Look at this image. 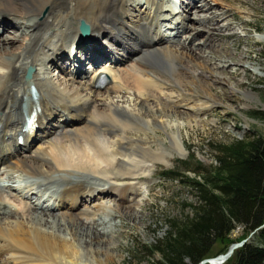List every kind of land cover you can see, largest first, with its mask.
Instances as JSON below:
<instances>
[{
  "label": "bare ground",
  "instance_id": "obj_1",
  "mask_svg": "<svg viewBox=\"0 0 264 264\" xmlns=\"http://www.w3.org/2000/svg\"><path fill=\"white\" fill-rule=\"evenodd\" d=\"M198 1L0 0V264H87L84 248L98 254L113 244L112 221L98 214L112 208L110 202L115 206L110 216L142 221L134 205L143 206L153 185L143 190L140 169L179 146L171 140L168 148L157 134L159 128L167 130L158 117L184 118L193 112L204 118L221 103L214 84L225 80L207 65L215 57L221 73L234 79L241 73L248 76L246 67L234 72L226 68L246 57L244 51L233 54V43L225 55L216 53L221 41L237 36L231 10L213 8L206 0L198 7ZM187 10L188 19L183 14ZM83 21L92 28L87 38L81 37ZM168 21L170 34L165 35ZM184 31L188 37L182 46L170 45L183 40ZM189 36H203L206 49L198 44L195 52L196 43L186 44ZM130 55L132 63L116 71L115 65ZM85 61L96 69L89 81H79V89L71 91L87 74ZM101 63L107 64L95 67ZM52 64L68 74L64 88L46 75ZM104 72L111 75H104L111 86L97 92L93 83ZM85 89L92 98L81 97ZM129 92L138 106L154 98L158 108L130 111L114 100ZM104 94L109 102L97 99ZM244 95L255 96L252 90ZM76 122L84 125L77 128ZM144 127L157 130L149 136ZM45 136L46 146L31 151L32 141ZM181 142L185 146L183 138ZM103 197L109 205L96 203ZM18 214V220L7 218Z\"/></svg>",
  "mask_w": 264,
  "mask_h": 264
},
{
  "label": "rangeland",
  "instance_id": "obj_2",
  "mask_svg": "<svg viewBox=\"0 0 264 264\" xmlns=\"http://www.w3.org/2000/svg\"><path fill=\"white\" fill-rule=\"evenodd\" d=\"M206 1L209 4H212L213 8H222V6H224L231 10V13L236 19L233 29L238 32L237 36L229 43L221 41L216 49V53L220 52L217 55H223L225 48H230V44L233 43L235 45V48L232 49L233 54L236 55L239 52L244 51L246 57L240 59L237 64L232 61L228 62L226 68L229 69L230 72H234L237 68L244 69V67H246L248 69V76H245V73H241L239 77L240 79H234L228 73H221L222 65H217L219 61L217 57H215L212 61L207 62V65L212 68L218 76L223 78L225 83L214 84V93L220 97L221 103L216 105L211 113L204 118H200L190 111L189 115L184 118H163L159 116V121L165 124L168 132L161 128H159L158 131L156 128H153V130L144 127V132H148L149 136H153L152 134L157 130V134L165 138V145L168 148L171 146V140H174L179 146L176 151H171L170 154L166 153L163 156V159L157 162V164L149 162L146 167L142 166L140 169V173L144 178V183L142 184L143 190L146 189L147 186L153 185L148 194V199L144 200L143 206L134 205V209L137 212L141 210L138 214L143 217L141 219L142 221H132L126 218L116 219L115 217L110 216L115 209L113 202L109 203L112 208H104L98 212L103 218L106 217L107 221H112L111 223L113 225L110 232H112L111 243L113 244L108 251H99L98 254L83 247L85 250L83 251L85 253L83 257L87 264H150L151 257L146 254H141V260H137L136 252L138 248L144 244L152 245L165 239L171 230L169 219L184 220L187 216L191 217L195 210L193 207L199 202L195 189L191 188L186 183H183L181 180L166 177L164 171L181 165L182 161L190 159L191 156H195L207 166L211 164L216 165V145L230 143L239 139H246L254 133H260L264 137V119L253 113L254 111L264 110V40H259V37L264 36V0H225L223 2H221L222 0H219L218 2H214L213 0ZM206 1L199 0L197 6L201 7ZM200 13L206 12L203 11ZM183 14L186 16V19H188V16L190 15L189 11H183ZM230 19L231 16H229L228 19L223 20L227 22V20ZM194 23L190 22V24H192L191 26L203 27L205 25L199 26L198 23L195 25ZM206 26H208L207 23ZM165 29L166 28H164L163 33H166ZM8 35H11L9 34V31L6 33V36ZM182 35L183 40L180 42L173 41L170 45L178 46V48L181 47L182 43L186 40V37H188L186 36L187 34L185 31ZM190 38L191 36H189V40ZM202 38L203 36H199L196 40H193L192 38L190 41L188 40L189 42L187 41L186 44L192 46L196 43L193 49L195 52H198V44L203 49H206L207 47L204 41L200 42ZM229 52H231V50ZM206 55L207 53L204 54V56ZM133 59L134 57L130 55L124 61H120L119 64L115 65V70L123 71L122 69L127 67L130 62L132 63ZM101 64L96 66H103L107 63ZM188 67L192 68L191 66ZM40 68L41 66H38L37 69L40 70ZM41 71L44 72L43 68ZM46 75L49 78H52L53 82L59 87L61 85V88L65 87L63 84L66 83L68 74L60 71L56 64H52L48 67ZM89 75L90 74L88 73L87 77L86 75L80 77L81 79H78V81L75 82L71 91L79 89L81 86L79 81H89ZM6 78H8V75H6ZM236 81L240 82V84H237L238 82ZM94 85L93 88H100L99 86H96V82ZM233 89H236L237 92H233ZM250 90L254 92L255 96L246 97L244 93H247ZM68 92H70V89H68ZM92 95L93 94L90 93L89 90L85 89L83 90L81 97L90 99L92 98ZM173 96L176 98L177 94L173 92ZM107 97L108 96L104 94L97 96V99L103 102L104 100L109 102L111 98ZM114 100L120 101L121 104L130 111L138 112L144 111L145 109L155 111L158 108L154 98L144 100V104L138 106L134 93L131 94L130 92L129 94H125L124 99L114 97ZM178 109L185 110L186 108L178 107ZM149 119L150 118H146V120ZM81 124L82 123L76 122L75 127L78 128L84 125ZM171 128H173V134L171 133ZM40 138L41 139L38 138V140L32 144L31 151L46 146L45 142L48 137L45 136ZM182 138L185 146L182 145ZM184 171L192 177L195 175L193 172L186 171L185 168ZM10 172L12 173L9 174H15L14 171ZM2 174V170H0L1 177ZM108 202L109 198L107 197L96 200L97 204H108ZM91 206L94 207L95 204H91ZM62 209L64 210V208L60 207H54V209L51 207L49 210L62 212ZM53 214H56V212ZM18 215L19 216L8 215L7 218L9 221H15L21 216L20 214ZM79 216L80 218H85L84 215ZM241 233L242 228L239 227L231 234V237L237 238ZM119 234L120 236L117 238ZM222 248V244L217 245L215 247V252ZM108 255H111L112 258L108 259ZM157 258H160L158 254L155 256V259Z\"/></svg>",
  "mask_w": 264,
  "mask_h": 264
},
{
  "label": "trees",
  "instance_id": "obj_3",
  "mask_svg": "<svg viewBox=\"0 0 264 264\" xmlns=\"http://www.w3.org/2000/svg\"><path fill=\"white\" fill-rule=\"evenodd\" d=\"M253 113L264 119V110ZM216 147V165L207 166L191 156L164 171L166 177L195 189L199 202L191 217L169 219L171 230L165 239L140 246L138 261L146 254L150 264H200L226 253L232 243L255 231L223 264H264V137L254 133ZM239 227L241 235L232 238ZM219 244L223 248L215 252ZM157 254L160 258L155 259Z\"/></svg>",
  "mask_w": 264,
  "mask_h": 264
},
{
  "label": "water",
  "instance_id": "obj_4",
  "mask_svg": "<svg viewBox=\"0 0 264 264\" xmlns=\"http://www.w3.org/2000/svg\"><path fill=\"white\" fill-rule=\"evenodd\" d=\"M80 32L83 36H88L90 35L91 33V26L86 23L85 21H83L81 24H80ZM31 71L30 69L28 70V76H31ZM255 233V231L253 233L250 234V236L248 238H250L251 236H253V234ZM248 238L246 239H243L242 241L240 242H236V243H233L231 244V246L229 247L228 251L226 253H223V254H220L216 257H213V258H207V259H204L200 262V264H221L223 263L224 261H226L229 257L232 256V254L234 253V251L239 248L240 246H242L245 242L248 241Z\"/></svg>",
  "mask_w": 264,
  "mask_h": 264
}]
</instances>
